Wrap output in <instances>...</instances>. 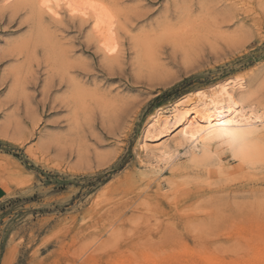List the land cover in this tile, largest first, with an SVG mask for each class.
Returning <instances> with one entry per match:
<instances>
[{"label":"rangeland","instance_id":"rangeland-1","mask_svg":"<svg viewBox=\"0 0 264 264\" xmlns=\"http://www.w3.org/2000/svg\"><path fill=\"white\" fill-rule=\"evenodd\" d=\"M77 4L0 0V264H264V124L147 129L226 78L264 119V0Z\"/></svg>","mask_w":264,"mask_h":264},{"label":"bare ground","instance_id":"bare-ground-1","mask_svg":"<svg viewBox=\"0 0 264 264\" xmlns=\"http://www.w3.org/2000/svg\"><path fill=\"white\" fill-rule=\"evenodd\" d=\"M78 1L79 0H59V7H57L58 0H50V4L48 6H42V0H37V4L40 9H45L46 12L52 15L58 8H61L62 6L69 7V4L72 5V7H69L71 11L76 10V7L79 6L77 4ZM80 4H86V0H80ZM48 7H51V12L48 11ZM110 17L112 16H107L105 21H108V18ZM100 25L102 24L100 23ZM104 27H106V25ZM234 82L235 80L233 78H226L222 82L217 83L213 89L211 88L212 90L209 92L206 90V92H204V90H200L195 93V97L182 98L181 100H178V102L176 101V103H174L169 112L166 111L168 114L163 113L164 111H157L150 118L147 129L154 131V133L158 131L166 138L176 135L187 142L188 146L191 145L193 149L198 148L199 151L205 152L206 143L213 140L208 138L207 132L201 134V128L207 127L205 117H212V120L209 122L214 123L216 122L215 114L221 111V109L226 110L230 107L233 109L231 114L232 117H237L245 121L250 120L253 122L251 128L247 129V131L248 133L254 132V130H256L261 125L259 120L263 118L260 114H258L257 111L253 109V107L250 108L249 106L242 104V101H240L237 93L232 88ZM156 135L157 137L159 136L158 133ZM146 149L147 148H145V150ZM240 150L241 149H239V151ZM149 151H156L157 154H155V157L158 158H165L167 160L171 158L164 144L150 149Z\"/></svg>","mask_w":264,"mask_h":264},{"label":"snow or ice","instance_id":"snow-or-ice-1","mask_svg":"<svg viewBox=\"0 0 264 264\" xmlns=\"http://www.w3.org/2000/svg\"><path fill=\"white\" fill-rule=\"evenodd\" d=\"M50 4V0H42V6H48ZM59 0L57 2V7H59ZM72 7L71 4L68 5ZM93 9H95L96 5L91 3L89 5ZM48 11L51 12V7H48ZM232 108L221 109V111L215 114L214 123H210L212 117H205V122L207 127L201 128V134L207 132L209 139H223L228 141L229 143L243 147L249 143L250 134L247 129L251 128L252 121H245L243 119H239L237 117H232ZM259 123L264 124V119H260Z\"/></svg>","mask_w":264,"mask_h":264}]
</instances>
